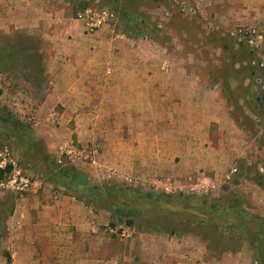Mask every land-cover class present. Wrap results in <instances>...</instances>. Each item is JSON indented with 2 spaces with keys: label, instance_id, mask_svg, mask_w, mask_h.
Wrapping results in <instances>:
<instances>
[{
  "label": "rangeland",
  "instance_id": "1",
  "mask_svg": "<svg viewBox=\"0 0 264 264\" xmlns=\"http://www.w3.org/2000/svg\"><path fill=\"white\" fill-rule=\"evenodd\" d=\"M41 3L33 0L35 17L43 10ZM48 3L59 7L53 14L58 12L71 22L84 7L105 5L115 13L109 28L114 34L129 36L124 18L130 26L137 24L141 29L137 37L154 42L169 65L191 71L198 87L204 85L214 98L209 104L216 102L219 108L210 137L217 149L220 141L216 140L222 137L227 156H221L225 164L219 170L175 171L156 176L157 182L141 180L135 173L104 171L98 156L89 150L93 145L75 139L71 123L61 125L49 116L59 110V104L53 102L56 94L50 92L49 76L43 70L51 65L42 63L37 50L42 47L37 44L40 37L15 29L7 8L0 7V114L9 119L0 118V178H8L14 166L37 182L36 193L22 198L0 189V262L11 259V236L23 228H15L12 216L15 220L24 213L28 196H68L98 210L107 205L110 192L128 188L127 200L137 193L144 198L129 204L140 209L138 214L110 211L112 258L122 252L124 262L154 264L149 244L159 243L165 249L171 236L173 251L183 254L176 257L188 264H264V0ZM28 15L22 13V23ZM239 29L258 31L259 47L248 42L255 34H239ZM43 48L48 52L46 43ZM15 121L27 125L33 137L22 135ZM92 185L101 190L88 196L84 186ZM94 195L103 200H95ZM157 223L164 228L153 237ZM134 237L138 244L133 243Z\"/></svg>",
  "mask_w": 264,
  "mask_h": 264
},
{
  "label": "crops",
  "instance_id": "2",
  "mask_svg": "<svg viewBox=\"0 0 264 264\" xmlns=\"http://www.w3.org/2000/svg\"><path fill=\"white\" fill-rule=\"evenodd\" d=\"M41 1L38 17L33 0H0V7L7 8L15 29L40 37L39 57L51 65L42 68L59 104L49 116L61 125L71 123L75 139L93 145L89 150L104 171L157 182L156 176L175 171L223 167L227 144L220 137V148H214L210 137L219 107L209 104L214 98L204 85L198 87L191 71L169 65L147 38L109 28L87 34L79 20L55 15L59 7ZM22 13H29L23 23ZM24 203V213L15 220L12 216L15 228H23L11 236V259L0 264H131L122 252L111 256L108 208L95 210L72 197L45 193L28 196ZM154 230L152 236H158L160 230ZM173 241L170 236L165 249L149 244L154 264H188L176 257L183 254L173 251Z\"/></svg>",
  "mask_w": 264,
  "mask_h": 264
},
{
  "label": "built area",
  "instance_id": "3",
  "mask_svg": "<svg viewBox=\"0 0 264 264\" xmlns=\"http://www.w3.org/2000/svg\"><path fill=\"white\" fill-rule=\"evenodd\" d=\"M76 19L80 21L85 33L93 34L102 28H111L110 23L115 20V13L111 8L105 5L87 6L82 11H79L77 13ZM237 32L239 34H243V32H248V34H255L252 37L250 36L248 42L255 48L259 47L258 45L262 40V36L258 33V31L254 29L248 31L239 29ZM112 33L114 32L112 31ZM68 146L71 148L73 147L71 143H68ZM68 152L75 151L70 149ZM76 154L79 155L80 153ZM10 164L13 165V163L11 162ZM234 171L235 170L233 169L232 172ZM35 186H37V182H31L28 178L22 176L20 173V169L14 166L12 167L11 173L8 178H0V189H7L9 191H12L16 193L20 198L24 197L25 194L34 191Z\"/></svg>",
  "mask_w": 264,
  "mask_h": 264
},
{
  "label": "trees",
  "instance_id": "4",
  "mask_svg": "<svg viewBox=\"0 0 264 264\" xmlns=\"http://www.w3.org/2000/svg\"><path fill=\"white\" fill-rule=\"evenodd\" d=\"M124 20H125L124 21V23H125V30H126V32H129L130 33L129 34V36L131 35L130 37H137L138 35L141 34V31H140L141 29L139 28V26H137V24L134 25V26H130L131 23L128 22V21H126L125 18H124ZM0 118H1L2 121H9V119L7 117H5L3 114H0ZM13 125L17 129H19V130H21L23 132L22 135H28L31 138L33 137V134L31 133V130H30V128L27 125H24V124H22V123H20L18 121H15L13 123ZM9 167H10V165H7L6 169H8ZM2 172H3V170H0V176H1V173ZM127 189L128 188H121L118 191H115L113 189L114 191L112 193L109 191L110 192V194L108 195L109 198H107L108 203L105 206L103 204V207L108 208L110 211H113L114 208L115 209L117 208V209H123L125 211H128L132 215H134L135 213L138 214V212H139L140 209H138L136 207H133L132 205L129 206V204L135 203L136 202V199H138V200L143 199L144 198V195H141V193H137L135 195V198H133V199L131 198L130 200H127V198L129 197V191H131V189H128L129 191H126ZM99 190H101V187H99L97 185L84 186L85 194L88 195V196L93 195L96 191H99ZM84 191H81V192H84ZM124 196H126V197H124ZM94 197H95V195H94ZM96 199L103 200L102 197L100 198V196L97 197V198L95 197V200ZM148 199H149V201H152V199H154V198L152 196H150V198H148ZM149 204H151V203H149ZM128 223L129 224H132V221L129 219L128 220ZM163 228H164V226H162L161 223H157L154 229L162 230Z\"/></svg>",
  "mask_w": 264,
  "mask_h": 264
}]
</instances>
